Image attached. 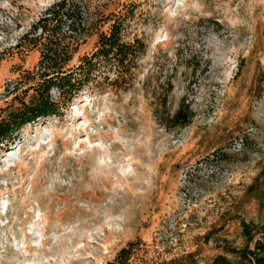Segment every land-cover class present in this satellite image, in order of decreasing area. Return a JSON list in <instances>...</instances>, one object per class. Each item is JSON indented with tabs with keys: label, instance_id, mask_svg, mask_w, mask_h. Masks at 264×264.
Returning <instances> with one entry per match:
<instances>
[{
	"label": "rangeland",
	"instance_id": "rangeland-1",
	"mask_svg": "<svg viewBox=\"0 0 264 264\" xmlns=\"http://www.w3.org/2000/svg\"><path fill=\"white\" fill-rule=\"evenodd\" d=\"M56 1L0 0V119L38 94L43 48L30 30ZM66 1L95 24L71 33L63 69L129 4L123 39L142 48L129 70L98 62L70 99L51 84L56 112L0 143V264H210L253 250L264 238V0Z\"/></svg>",
	"mask_w": 264,
	"mask_h": 264
},
{
	"label": "trees",
	"instance_id": "trees-1",
	"mask_svg": "<svg viewBox=\"0 0 264 264\" xmlns=\"http://www.w3.org/2000/svg\"><path fill=\"white\" fill-rule=\"evenodd\" d=\"M133 7V4H129L126 10H119L110 15L108 19L111 20V23L107 30L98 32L95 50L91 55L82 56L76 66L66 70L63 68L69 58L65 59L63 56L73 39L71 33L80 26L94 25V18L89 16L85 22L80 18H74V16H78V11L75 5L68 4L66 0H58L50 5L30 30V32L39 30L40 33L35 37V42L43 48L41 67L35 73L36 78L40 80L38 94L27 105L24 104L22 108L15 110L6 118L0 119V143L8 139L14 128L33 121L37 117L56 112L58 106L49 94L51 84L58 87L63 98L70 99L96 68L98 62L113 61L117 71L132 68L133 61L142 48L138 41L127 42L123 39L125 23L131 19ZM65 20L70 24L67 28L69 34L61 32V23ZM188 118L187 105L180 107L172 116L177 124L186 123ZM262 230H264V223H262ZM243 231L248 234V239H251L246 223H243ZM126 250V248H122L117 256L122 255ZM232 252H236L238 256L235 262L224 254H217L212 258L210 264H250L249 258H253V264H264V238L256 241L253 250L246 247ZM110 264H115V262Z\"/></svg>",
	"mask_w": 264,
	"mask_h": 264
}]
</instances>
